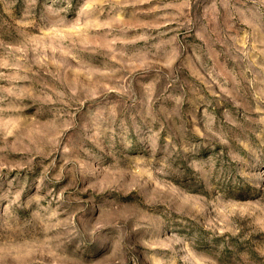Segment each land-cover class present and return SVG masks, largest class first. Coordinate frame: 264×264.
<instances>
[{"label": "rangeland", "instance_id": "rangeland-1", "mask_svg": "<svg viewBox=\"0 0 264 264\" xmlns=\"http://www.w3.org/2000/svg\"><path fill=\"white\" fill-rule=\"evenodd\" d=\"M0 248L264 264V5L0 0Z\"/></svg>", "mask_w": 264, "mask_h": 264}, {"label": "clouds", "instance_id": "clouds-1", "mask_svg": "<svg viewBox=\"0 0 264 264\" xmlns=\"http://www.w3.org/2000/svg\"><path fill=\"white\" fill-rule=\"evenodd\" d=\"M255 3L256 0H253ZM259 3L264 5V0H259ZM90 234L94 237H96L102 245L109 244L111 242L112 236L108 232H101L97 228L91 229ZM6 258L8 259V264H12L13 259H18V257H8L6 250L3 248H0V264H4Z\"/></svg>", "mask_w": 264, "mask_h": 264}]
</instances>
